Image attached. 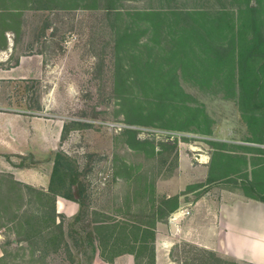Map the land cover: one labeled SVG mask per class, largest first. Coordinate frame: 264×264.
Returning <instances> with one entry per match:
<instances>
[{
  "label": "rangeland",
  "instance_id": "rangeland-1",
  "mask_svg": "<svg viewBox=\"0 0 264 264\" xmlns=\"http://www.w3.org/2000/svg\"><path fill=\"white\" fill-rule=\"evenodd\" d=\"M171 2L176 5L181 0ZM5 3L10 7V2ZM122 3L130 11L167 2ZM10 13L8 7L0 10V68L23 59L31 72L27 78H0V107L32 111L29 117L40 123L36 126L41 132L35 145L39 130L30 127L25 154H12L10 167L6 163L9 170L0 171V250L4 255L0 264H87L95 250L92 242H74L84 234L79 222L71 228L77 211L74 201L69 200L66 208L56 197V211L74 259L61 249L44 247L39 240H16L25 236L22 215L37 210L34 192L22 188L20 218L8 220L20 202V187L10 183L7 174L14 178V171L32 184L14 178L18 182L45 190L56 150L77 160L80 178L87 185L89 209L115 218L151 221L149 215L158 206L164 208V196L177 195L178 201L180 197L188 205L206 184L225 182H208L209 176L233 177L235 183L227 184L243 193V175L264 182V111L253 115L242 109L232 75L208 80L200 72L177 68L181 92L166 100L163 108L160 97L170 94L152 86L147 77L156 75L159 63H174L134 58L140 50L145 57L148 54L139 46L146 35L129 42L130 61H118L109 18L99 8H24L18 19ZM126 16L123 10L115 23L120 27ZM4 42L6 47L1 48ZM64 125L69 130L62 136ZM176 255L186 264H226L184 242L176 246Z\"/></svg>",
  "mask_w": 264,
  "mask_h": 264
},
{
  "label": "trees",
  "instance_id": "trees-1",
  "mask_svg": "<svg viewBox=\"0 0 264 264\" xmlns=\"http://www.w3.org/2000/svg\"><path fill=\"white\" fill-rule=\"evenodd\" d=\"M164 1L167 3L129 11L123 8L122 0H0V10L8 7L10 14L17 18L24 8H99L109 18L118 61L128 58L126 48L130 41L146 35L145 42L139 46L147 50L148 56L145 57L140 50L133 57L141 61L174 63L168 66L159 63L154 70L156 75L148 74L147 77L152 86L161 87L170 94L160 97L163 108L167 105L166 100L174 99L172 95L181 92L176 75V69L180 68L183 72H200L208 80L214 75H224L225 78L232 75L235 77L233 88L236 90L237 85L242 109H248L253 115L264 111V0H181L176 5L172 4V0ZM5 2H10V7ZM123 10L127 20L119 27L115 21ZM5 47L6 42L1 48ZM122 48L126 51L121 54ZM146 66L151 67L149 64ZM68 130L69 125H64L62 136ZM171 148L174 149L175 145ZM81 174L77 160L62 150L54 153L45 190L22 184L7 174L9 182L20 187L17 193L20 202L9 221L20 218L17 212L23 207L25 197L22 188L34 192L38 202L35 213L22 215L21 229L25 236L16 240H39L44 247L61 249L68 258L74 259L64 222L56 211V197L60 196L77 203L71 228L74 222H79L84 234L83 239H73L75 243L81 240L94 243L100 258L107 263H113L116 257L127 253L133 256L134 264H155V222L167 220L178 208V196H164L161 200L164 208L158 206L149 215L153 218L151 221L115 218L98 209H89L87 185L80 178ZM243 176L246 177L241 186L244 194L264 202V182L254 181L247 174ZM208 178V182L218 179L235 183L233 177ZM3 256H0V262Z\"/></svg>",
  "mask_w": 264,
  "mask_h": 264
},
{
  "label": "crops",
  "instance_id": "crops-1",
  "mask_svg": "<svg viewBox=\"0 0 264 264\" xmlns=\"http://www.w3.org/2000/svg\"><path fill=\"white\" fill-rule=\"evenodd\" d=\"M29 66V63L19 59L15 66L0 68V78H27L26 75L31 72ZM31 112L0 107V171L9 170L6 163L12 160V154H25L28 146L27 130L30 127L39 130L33 142L37 144L41 131L36 125L40 123L29 117ZM11 173L15 179L32 184L28 179H21L14 171ZM205 187L188 205H183L179 197L178 208L167 220L157 222L155 264H186L176 255V246L182 242L210 252L225 260L226 264H264V202L246 196L224 181H217L209 187L206 184ZM59 200L66 203V208L71 203L58 196ZM65 212L68 214L69 210ZM87 264H134V259L126 253L116 257L113 263H107L100 258L95 248L88 256Z\"/></svg>",
  "mask_w": 264,
  "mask_h": 264
},
{
  "label": "water",
  "instance_id": "water-1",
  "mask_svg": "<svg viewBox=\"0 0 264 264\" xmlns=\"http://www.w3.org/2000/svg\"><path fill=\"white\" fill-rule=\"evenodd\" d=\"M170 224H171L172 227H174V223L172 221H170Z\"/></svg>",
  "mask_w": 264,
  "mask_h": 264
}]
</instances>
